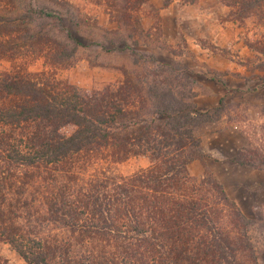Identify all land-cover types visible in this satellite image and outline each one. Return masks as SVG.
<instances>
[{
  "label": "trees",
  "instance_id": "16d2710c",
  "mask_svg": "<svg viewBox=\"0 0 264 264\" xmlns=\"http://www.w3.org/2000/svg\"><path fill=\"white\" fill-rule=\"evenodd\" d=\"M148 1L109 0L118 26L99 41L135 58L99 90L56 77L80 46L65 20L84 32L65 2L11 0L0 13V242L26 264H260L254 221L213 172H189L207 156L196 130L226 114L224 99L199 110L192 69L133 49L151 36ZM36 59L50 67L30 70ZM133 157L149 166L117 173ZM230 160L264 170V149L249 140Z\"/></svg>",
  "mask_w": 264,
  "mask_h": 264
},
{
  "label": "rangeland",
  "instance_id": "374dc122",
  "mask_svg": "<svg viewBox=\"0 0 264 264\" xmlns=\"http://www.w3.org/2000/svg\"><path fill=\"white\" fill-rule=\"evenodd\" d=\"M61 1L65 2L63 7L58 6L61 10L65 12L66 9H72L80 16L84 32L79 36L74 27L65 20L64 26L69 27L79 38L80 46L74 64L68 68L57 69L56 77L85 90H99L108 84L119 83L122 74L118 68H132L135 56L129 50H114L110 46L103 48L99 41L104 31L114 30L118 26L114 17L115 9L109 0ZM163 1L149 0L141 7L139 15L142 27L151 36L145 40L139 37V45L133 46V49L152 53L169 63L181 62L192 69L196 79V105L197 98L202 106L218 101L215 106L206 109L209 110L217 107L220 100L224 99L226 114L220 120L202 125L196 130L207 156L191 163L189 172L197 180L205 172H213L243 213L254 221L251 236L259 253L260 264H264V170L241 166L230 160L249 140L264 149V102L257 104L250 101L264 100V0H202V7L206 6L208 11L205 13L206 20L198 27L189 24L185 28L186 23H182L185 33L182 27L176 26L177 20L182 21V16H186V20L190 21L189 16L195 14L191 6L198 4L199 0L194 4L174 0L168 6H164ZM11 4V0H0V13L8 14ZM47 21L48 24L51 23L50 18ZM52 24H56L54 20ZM56 28L60 33L58 27ZM198 30L204 31L201 37ZM215 31L223 34L216 36ZM185 34L194 38L193 44L188 42ZM229 34H236L239 39L231 38ZM241 44L246 47L248 55L241 53ZM219 58L235 62L237 68L247 67L249 78L257 79V87L260 89L256 91L250 85L249 94H245L238 85H234L238 82L240 73L211 67L212 63H218ZM43 60H33L28 67L32 71L50 67L45 66ZM9 67L10 62L6 59L0 60L1 71ZM214 74L220 80L213 79ZM198 109L201 110L199 107ZM229 117L233 120L230 121ZM224 130L229 131L225 134V141L234 139L236 131L247 139V143L231 156L228 152L223 153L215 148L220 142V131ZM221 140L222 143L225 142ZM149 163L146 157H133L118 164L116 171L128 176L146 169ZM0 256L8 264H26L4 242H0Z\"/></svg>",
  "mask_w": 264,
  "mask_h": 264
},
{
  "label": "crops",
  "instance_id": "0c3cea01",
  "mask_svg": "<svg viewBox=\"0 0 264 264\" xmlns=\"http://www.w3.org/2000/svg\"><path fill=\"white\" fill-rule=\"evenodd\" d=\"M206 8H207L206 6L205 7H202V0H199V3L198 4H195V5L191 6V9H194V11H195V14L194 15L189 16V18H191V20L190 21H187L186 20L187 17L186 16H182V21L181 20H177L176 26L178 28H179V26L182 27V23H184V22L186 23L185 28H187V26L189 24H191V25H193L195 27L200 26V24L204 20H206L205 13L208 12ZM217 26H221V25H217ZM183 28H184V26L181 29L185 33V30ZM198 31L199 32H197V33L201 37L202 36V33H204V31L203 30H198ZM214 34L217 36V35H220V34H223V33L220 32V31H215ZM185 36H186L188 42L191 43V44H193L194 38H189V36L187 34H185ZM229 36H231V38H234V39H237V40L239 39L238 36L236 37V34H229ZM241 53H246L247 55L249 53L248 51H246V47H244L243 44H241ZM211 67H213V68H215L217 70H227V69H230L231 71H233L235 73L236 72L240 73L241 75L237 79L238 82L236 84H234V85H238V87H240L242 89V91L245 92V94H249V87H250V85L256 91L260 89L259 87H257L259 85L258 80L257 79H254V78L253 79H250L249 78V72H248L249 70L245 66H240V67L237 68V64L235 62H231V61H227L225 59L219 58L218 63H212ZM250 101L252 103H257V104H260V103H263L264 102L263 99H261V100H250ZM196 102H197L198 107L201 110H206L210 106L211 107L212 106H215L218 101H214L212 104L206 105V106H202L201 105V103L199 101V98H197ZM227 132H229V131H227V130H224L223 132L220 131V134L218 136V139H219L220 142H219V144L215 145V148H217L219 151H221L223 153H227L228 152L229 153L228 155L231 156L239 148H241L242 146H244L247 143V139L245 138V136L242 133L236 131L237 133L235 132V138L234 139H229L228 141H225L224 140V137H225V134ZM221 139H223L225 142L222 143V140Z\"/></svg>",
  "mask_w": 264,
  "mask_h": 264
}]
</instances>
